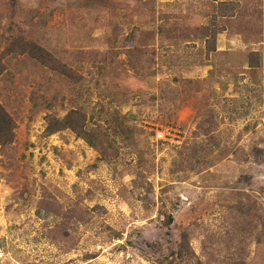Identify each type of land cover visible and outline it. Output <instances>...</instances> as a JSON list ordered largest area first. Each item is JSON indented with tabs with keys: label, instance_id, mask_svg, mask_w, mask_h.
<instances>
[{
	"label": "rangeland",
	"instance_id": "374dc122",
	"mask_svg": "<svg viewBox=\"0 0 264 264\" xmlns=\"http://www.w3.org/2000/svg\"><path fill=\"white\" fill-rule=\"evenodd\" d=\"M0 264H264V0H0Z\"/></svg>",
	"mask_w": 264,
	"mask_h": 264
}]
</instances>
